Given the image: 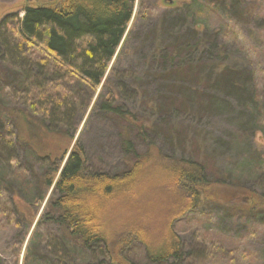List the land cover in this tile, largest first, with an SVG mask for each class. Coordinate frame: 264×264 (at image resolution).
Instances as JSON below:
<instances>
[{
    "label": "rangeland",
    "instance_id": "1",
    "mask_svg": "<svg viewBox=\"0 0 264 264\" xmlns=\"http://www.w3.org/2000/svg\"><path fill=\"white\" fill-rule=\"evenodd\" d=\"M62 1L0 0V21L28 5ZM106 102L120 112L102 108ZM17 115L10 119V136L19 137L13 160L0 147V179L9 177L0 190L19 222L0 216V264H23L29 218L31 233L52 192L40 189L43 174L77 144L88 171L121 172L131 163L127 138L138 152L154 144L164 155L201 162L218 183L175 223L182 264H264V0H135L101 85L92 98L83 94L69 122L52 132L41 117ZM20 170L32 195L16 183ZM43 193L48 198L33 205ZM119 254L114 264H159L137 241Z\"/></svg>",
    "mask_w": 264,
    "mask_h": 264
},
{
    "label": "trees",
    "instance_id": "2",
    "mask_svg": "<svg viewBox=\"0 0 264 264\" xmlns=\"http://www.w3.org/2000/svg\"><path fill=\"white\" fill-rule=\"evenodd\" d=\"M134 1L63 0L28 5L22 16L1 19L0 147L10 160L19 139L10 136L12 113L18 111L26 121L29 115L41 117L52 132L69 122L83 94L92 98L101 85L132 19ZM102 108L120 112L107 102ZM124 143L131 163L121 172L88 171L77 144L63 165L41 176L40 189L52 192L33 203L42 205L48 198L31 233L34 221L26 223L23 264H114L134 241L152 262L182 264L185 254L175 223L202 205L218 183L209 180L201 162L164 155L154 144L138 152L128 138ZM18 173V187L32 195L25 172ZM16 213L14 202L0 190V216L18 225ZM91 254L103 259L94 262Z\"/></svg>",
    "mask_w": 264,
    "mask_h": 264
}]
</instances>
